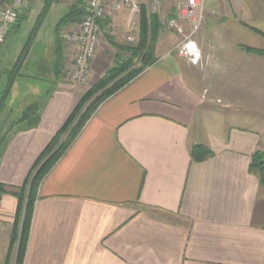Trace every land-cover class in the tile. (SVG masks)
I'll list each match as a JSON object with an SVG mask.
<instances>
[{"label": "crops", "instance_id": "1", "mask_svg": "<svg viewBox=\"0 0 264 264\" xmlns=\"http://www.w3.org/2000/svg\"><path fill=\"white\" fill-rule=\"evenodd\" d=\"M47 1L37 0L39 13ZM135 1L139 12L125 5L100 21L90 79L72 84L66 71L71 52L61 32L81 17L62 20L76 6L85 10L86 0H56L68 7L56 36L41 49L32 46L8 94L3 111L11 115L18 106L40 105L38 124H19L0 159V183L13 189L25 183L81 95L117 54L129 56L119 46L136 43L141 6L159 15L153 63L98 107L42 180L24 264H264V185L250 171L264 135L224 121L228 114L207 103L215 82L262 79L264 56L256 52L264 50L262 21L245 10L252 0H204L195 32L179 15L186 0H161L152 12L146 1ZM173 19L180 29L171 26ZM129 35L134 43H127ZM187 41L201 52L197 61L184 51ZM195 144L213 154L193 160ZM18 206L10 193L0 200V264H6V232Z\"/></svg>", "mask_w": 264, "mask_h": 264}, {"label": "trees", "instance_id": "2", "mask_svg": "<svg viewBox=\"0 0 264 264\" xmlns=\"http://www.w3.org/2000/svg\"><path fill=\"white\" fill-rule=\"evenodd\" d=\"M49 6L50 0L46 2L42 12L40 13L39 19L35 23L29 35V38L24 44L20 54L13 62L12 66L10 68H0V79H6L5 89L0 97V114L5 107L6 99L15 80L22 75L23 64L31 50L32 42ZM84 13L85 10H82L76 6L62 20V22L69 21L73 17L82 18ZM20 14L17 22L12 28L15 26L17 28L20 27V22L22 19H24ZM160 27L159 15L157 13H149L147 6L142 5L140 12V31L138 41L135 44L119 46V50L122 52H129V56L123 59L117 54L113 65L107 69L99 82L89 88L82 95L61 129L56 133V135L36 160L31 173L22 186L9 189V187H7L5 184L0 183V200L4 194L10 193L16 196L19 202L16 213V226L20 221H22V229L20 234L15 232L13 237V243L18 241L16 264H24L31 230L33 210L37 200L38 189L42 180L56 164V162L61 158V156L68 150L84 126L94 115L98 107L107 98L127 85L153 63L155 57L154 45L157 41ZM256 52L264 55V50L258 49ZM137 60H140L139 64H136ZM39 108L40 105L38 103L28 106L25 115L21 117V119L17 121L16 124H24L27 122L29 127L38 124L39 113H37V110H39ZM7 143L8 141L0 152V159ZM212 154L213 151L204 144H195L191 146V157L195 161L205 160ZM250 171L256 174L261 184L264 185V151L261 149H257L252 154Z\"/></svg>", "mask_w": 264, "mask_h": 264}, {"label": "rangeland", "instance_id": "3", "mask_svg": "<svg viewBox=\"0 0 264 264\" xmlns=\"http://www.w3.org/2000/svg\"><path fill=\"white\" fill-rule=\"evenodd\" d=\"M29 1L30 0H28V3ZM141 1L142 2L146 1L147 4H149V11L150 12L153 11V8L150 4L151 0H141ZM6 2H8V0H1L0 8ZM54 3H53L54 6L52 4V6L48 8L46 14L44 15L41 25L32 42V46L35 47L36 49L43 48L46 44L47 38L56 36L55 26L58 23V21L61 19V17L68 10V7L64 5L63 2H60V5H57L55 0ZM160 5L157 6L155 11H159ZM39 8H40V3L37 2V0L32 1L31 10L28 17L22 20L21 26L17 30L13 31L8 38L6 37L7 39V40L5 39L6 42L4 41L3 43L0 44L1 46L0 68L1 66L2 68H10L13 62L18 57L22 46L26 43L35 23L38 20L37 18L40 15ZM245 10L250 11L256 16V18H259V20L262 21L260 26L264 30V0H261V3H259L258 1L256 2L255 0L249 1L245 7ZM137 41L138 39L136 40V42ZM127 43H134V42L127 40ZM69 50L71 52V57L68 61V65L72 64L73 62L72 48L69 47ZM139 62L140 60H137L136 64H139ZM29 72L36 73L37 71L31 69V71ZM262 73H263L262 79L256 81H244V82H234V83H217V82L213 83L214 85H216V87L215 89H213L212 87V93L207 94V96L211 98L210 100H207V103L209 104L208 107L213 110H219L224 112L225 114H228L224 116L225 117L224 121L226 120L230 123H235L241 126H245L247 128L257 129L264 135V66L262 68ZM5 83H6L5 78L0 79V96L1 93H3L4 91ZM20 92H18L17 89V93ZM27 101L31 103L34 100L32 98H28ZM27 107H28L27 105L21 107L18 106L17 109L18 111L12 115L11 112H9V108L1 112L0 152L5 146L8 139L10 138L11 134L14 131L20 130L19 129L20 127H18L19 124L13 123V120H17V118L23 117L25 115ZM23 215H24V211H23ZM21 229H22V221H20L19 224L16 226V217H15L13 226L11 225L9 231L6 232L7 240H8V252L6 258V264H16L18 241L16 243H13V237L15 235V232H18V234H20Z\"/></svg>", "mask_w": 264, "mask_h": 264}, {"label": "built area", "instance_id": "4", "mask_svg": "<svg viewBox=\"0 0 264 264\" xmlns=\"http://www.w3.org/2000/svg\"><path fill=\"white\" fill-rule=\"evenodd\" d=\"M151 1L153 11H155L161 4V0ZM27 4L28 0H9L0 8V44L5 41L8 32L17 22L20 12ZM125 5L130 6L136 12L140 11L139 3L135 0H86L85 13L80 22L73 28L61 32L62 40L72 48L73 62L66 67L72 84L88 82L103 35L100 21L106 20ZM204 7V0H186L179 7L180 17L191 20L194 32L201 26ZM170 24L180 29L174 19ZM127 40L133 42L135 38L129 35ZM183 46L184 51L192 54L193 59L197 61L201 52L196 44L193 41H187Z\"/></svg>", "mask_w": 264, "mask_h": 264}]
</instances>
